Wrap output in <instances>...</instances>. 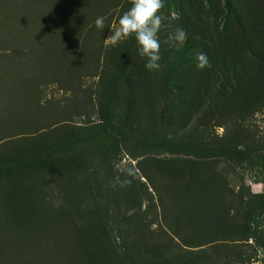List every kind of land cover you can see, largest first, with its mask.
Wrapping results in <instances>:
<instances>
[{
  "label": "trees",
  "instance_id": "trees-1",
  "mask_svg": "<svg viewBox=\"0 0 264 264\" xmlns=\"http://www.w3.org/2000/svg\"><path fill=\"white\" fill-rule=\"evenodd\" d=\"M97 5L101 0H0V32L7 18L51 23L35 39L31 30L18 39L9 21L5 27L16 43L29 46H13L10 57H0V264L249 263L264 247L256 224L264 214V195L235 194L213 167L255 158L264 169V145L253 144L238 129L231 136L208 130L223 125L226 113L238 128L264 107V0H238V5L226 0L221 30L217 19L201 20L206 10L221 13L219 0H165L160 13L183 9L193 23L185 20L184 42L160 44L159 70L144 67L134 38L110 44L96 74L94 118L54 133L31 123L17 127L18 118L32 120L41 85L53 80L62 87L61 74H81L62 57L81 43L79 29ZM116 6L117 22L131 0ZM71 12L84 20H76L75 30L68 23L74 22ZM200 20L212 25L221 43L207 42ZM199 53L206 63L197 59ZM74 82L77 78L71 86ZM198 104L208 111L188 129ZM179 114L187 117L182 125ZM122 148L136 151L130 155L135 159L169 158L157 160L155 174L137 159L141 174L112 176L108 182L107 173L104 179L97 174L96 163ZM143 193L149 202L141 206Z\"/></svg>",
  "mask_w": 264,
  "mask_h": 264
},
{
  "label": "rangeland",
  "instance_id": "rangeland-1",
  "mask_svg": "<svg viewBox=\"0 0 264 264\" xmlns=\"http://www.w3.org/2000/svg\"><path fill=\"white\" fill-rule=\"evenodd\" d=\"M117 1L118 0H101V7H98V5L100 4L99 3L96 6L97 8H95L98 10L93 13L87 20L86 24H84V26L80 27L79 29L80 32L78 33L77 38L81 40V43H73L74 47L72 48L70 57H62V61L64 60V63L67 61V59L69 61L72 60L73 64L76 65V68L80 71L81 74H61V76H64L62 87H59V84L53 80H51L47 85H41L43 91H41L39 94L38 107L34 111H30L32 120H29L31 119V117H29V119H25L24 122L23 119L20 120L18 118L16 119V121L21 125H17L15 123L17 127L23 126L22 129H24L27 128L31 123L35 128H46L48 131L54 133V131L61 129L64 125L80 124L85 120L86 116L92 118L95 117L96 93L100 80L97 75L100 73L101 69V62L103 59L102 53H104V50H106L110 45L109 43H106L105 38L110 34L111 31H114L117 26L116 16L119 11L118 6H116ZM225 1L226 0H219L222 7L221 13L212 9L206 10L201 14V20L204 23H208L213 21L214 19H217L216 26L218 27V30H221V26H223L224 24L223 17L225 14ZM233 1L236 5H238V0ZM215 3L216 0H214V4ZM165 12L166 13H160L162 16V25L160 31L158 32V40L160 44L167 43V45L169 46L172 43H178L173 38L176 29L178 27L183 28L185 29L186 33H188L189 29L187 28L189 26V23H193V20L191 19V16L189 17L188 13H185L183 15V9H177L176 11L167 10ZM31 15L33 18L34 14ZM68 16L70 18V21H72L71 19L74 20L73 23L69 21L68 23L69 26H71V28L75 30L76 20L81 21L82 18H80L75 12L69 13ZM98 16L105 17V29L103 30V32L97 30L94 25V21ZM186 19L189 20V23L185 21ZM201 20L197 22V25L200 26L201 29L206 30V33L202 31L201 35L205 36L207 42L221 43L216 39V32L215 30L213 31L212 25L207 27L205 24H202ZM4 21L6 25L0 32V40L2 41H0V57H10L9 53L11 52L13 46L19 45L24 50L28 49L29 46V43H16V41L10 36V33H8L9 31H7V29L5 28L6 26H8V21L10 22V25L14 26L12 29V33L15 34L18 39H22L23 37H25L26 34L30 32L29 30H31L33 38L39 37L40 35H43L42 33H44L45 31L43 30L45 26L51 24L47 21L35 19L33 23L29 24L30 22H28L27 18H18L17 21L7 18ZM257 29H259V25H257ZM194 39L196 40L197 38ZM11 40L15 43H13ZM84 41L85 43H83ZM64 50L65 52H68L71 49ZM87 59L89 64L87 63ZM85 63L88 64L87 69H84L81 66ZM0 73L4 72L0 71ZM72 78H77V82L72 83L74 84L73 86H71ZM67 79L68 82H66ZM145 91L146 87H143L139 90V95H142V93H144ZM193 111V116L188 118V129L191 126H195L197 124L199 125V122L203 120L201 117L206 114L208 110L205 104H198L195 105ZM223 116L221 118L223 125H215L209 127L208 133H214L219 136L224 134H226V136H231V134L235 132V129H238V131L243 135L245 134L247 136V139L253 144L264 145V107L258 109L257 111L247 116L244 120H242L238 128L233 127L234 119L232 116H230V114L226 113L223 114ZM178 118V123L180 122L182 125L184 124L187 117L184 114H179ZM33 119H35V124ZM214 120V118H210L211 122H213ZM178 123L174 124V127H176ZM154 125L159 126V122L155 121ZM193 131L195 134L200 133V131H195L194 129ZM132 153L138 154L131 148H129V150H125L124 148H122L117 154L105 155L96 163L99 168L97 174L101 177L103 176L104 179V174L107 173L108 182L112 180V176H135L136 173L141 174L142 170H138L136 168L137 159L144 161L141 165L144 171L155 174L153 166L161 164L158 161L169 158V156L163 154H145L140 155L137 159H135L130 156ZM129 165L135 167V173L130 170ZM214 165L215 166L213 167V169L220 170L224 173L229 187L233 189V192L235 194L242 196H247L249 194L264 195V169L260 166L255 158L246 160L241 164L221 161ZM140 179L142 181L146 180L142 176H140ZM146 186L148 191H150L153 195L154 200H156V194L151 191L149 184H147ZM105 187L106 183L104 182V184H102V188L105 189ZM144 194L145 193H143L140 201L141 206L149 202L148 198ZM256 224L258 225V229L262 235L264 243V214L259 215L256 220ZM243 264H264V247L258 249L255 259L251 260L249 263L246 262Z\"/></svg>",
  "mask_w": 264,
  "mask_h": 264
},
{
  "label": "clouds",
  "instance_id": "clouds-1",
  "mask_svg": "<svg viewBox=\"0 0 264 264\" xmlns=\"http://www.w3.org/2000/svg\"><path fill=\"white\" fill-rule=\"evenodd\" d=\"M164 5L165 0H131V6L118 17L115 30L105 38L106 43L115 46L119 42L134 38L136 54L145 60L144 67L149 71L159 70L161 55L158 32L162 25L160 12ZM94 25L103 32L105 17L98 16ZM173 38L178 43L184 42L187 38L185 29L178 27ZM197 59L206 63L204 53H199ZM203 66L202 63L197 64V67Z\"/></svg>",
  "mask_w": 264,
  "mask_h": 264
}]
</instances>
